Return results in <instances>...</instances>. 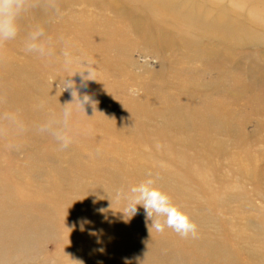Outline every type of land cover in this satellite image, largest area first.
<instances>
[{"label": "rangeland", "instance_id": "1", "mask_svg": "<svg viewBox=\"0 0 264 264\" xmlns=\"http://www.w3.org/2000/svg\"><path fill=\"white\" fill-rule=\"evenodd\" d=\"M79 13L94 22L77 30ZM17 24L0 41V264H264V238L242 239L248 223L264 237V0H25ZM148 177L195 236L155 231L139 205L125 221L115 192Z\"/></svg>", "mask_w": 264, "mask_h": 264}, {"label": "clouds", "instance_id": "2", "mask_svg": "<svg viewBox=\"0 0 264 264\" xmlns=\"http://www.w3.org/2000/svg\"><path fill=\"white\" fill-rule=\"evenodd\" d=\"M24 6L25 0H0V41L10 40L16 36L18 32L17 18L24 10ZM41 35L42 30L40 29L31 33L29 41L26 44L27 50L43 51L44 44L38 39ZM65 57L67 63L72 62L70 53L65 52ZM80 63V69L73 73H80V87H86L87 80H95L92 78L93 66L89 61H85V63L80 61ZM72 74L68 76L71 77ZM59 84L62 89L70 90L72 100H75V106L77 108L84 110L85 105L95 107L97 101L91 95L87 93L78 95L76 84L72 79L63 78ZM130 91L133 94L136 93L135 89H130ZM71 112V106H63L59 118V123L62 126H67ZM57 137L62 141L64 146H67L70 142V137L63 133V127L57 130ZM115 196L116 198L123 196L127 200V218L125 221L136 214L138 210L137 206L139 205L144 209L145 216L150 221L149 225L155 231L162 232L167 227L179 233L181 236H188L190 234L194 236L196 234V225L191 221L187 213L177 204L173 203L169 194L159 187L151 177L132 185L127 192L117 190ZM124 216L125 213H123Z\"/></svg>", "mask_w": 264, "mask_h": 264}, {"label": "bare ground", "instance_id": "3", "mask_svg": "<svg viewBox=\"0 0 264 264\" xmlns=\"http://www.w3.org/2000/svg\"><path fill=\"white\" fill-rule=\"evenodd\" d=\"M173 1V0H172ZM169 3H170V0H163V5H165V4H168V6H169ZM194 3V2H193ZM193 3H192V6H193ZM146 6H147V9H152V7L150 8L147 4H146ZM192 6H191V13L188 15V16H197V17H199L200 16V14L201 13H203V16H207L208 15V11L207 10H204V9H202V8H197L196 9V12H195V10L194 9H192ZM189 7V6H188ZM181 8H185L184 6H181ZM159 10V9H158ZM160 11V10H159ZM165 12H166V10H164ZM153 12H157V10H153ZM164 12V13H165ZM131 13H133V14H135L136 12H135V10L134 11H131ZM176 13V12H175ZM174 13V14H175ZM178 14V13H177ZM186 14V11L183 13V15H185ZM80 17V19H81V21H83V23H84V25H76V23H75V25H76V29L77 30H80V29H83V28H87V26L88 25H91L90 23L91 22H94V20L95 19H92L91 20V18L90 17H88L87 15H85V14H78V15H74V17ZM176 16V15H175ZM144 18H145V15H142V14H138V16L135 14V18L133 19V20H131V23H132V26H134L135 27V29L140 33V30H139V24H141L142 22H144ZM86 22V23H85ZM90 22V23H89ZM205 22H207L206 20H205ZM211 24L213 25V26H217V25H221V27H223V24H222V19H221V17H219L218 18V20L215 22V21H213V22H211ZM196 25V24H195ZM113 29H115L116 30V32L117 33H119L122 29H120V28H118V26H113V27H107V28H105V29H103V30H107L109 33H111L112 32V30ZM84 31V30H83ZM83 31H81V32H83ZM187 34V33H186ZM161 37H163L162 35H161ZM189 38V39H188ZM188 38L187 39H185V40H192L193 38L192 37H190V36H188ZM105 45H107V43H104ZM207 51V49H204L203 51H199V52H197V50H194L193 51V53H195V52H197V55H200V56H202V55H204V53ZM251 85L253 86L254 84L253 83H251ZM205 108V107H204ZM199 132V131H198ZM244 166V165H243ZM71 202V201H70ZM72 203V202H71ZM10 215V214H9ZM11 216V215H10ZM13 217V216H12ZM16 218V217H15ZM258 219V218H257ZM234 222H236L237 223V221H234ZM198 224H200V223H198ZM226 224H228V223H226ZM236 225V224H235ZM262 226V225H261ZM260 226V227H261ZM7 227L8 228H10V225H9V222H8V225H7ZM244 229H246V233H245V235L242 237V239L243 240H245V241H247V243H248V241H255V240H261V238H264L263 237V235H261L262 234V232L260 231L261 229L259 228V229H255V230H253L252 228H250V225H249V223L247 224V225H244ZM231 235H232V239H236V237L234 236V234H232L231 233ZM195 236V235H194ZM146 238V237H145ZM149 239V238H148ZM219 245V244H218ZM214 248H210L209 249V254H211L212 253V250H213ZM249 249L251 250V251H253L254 250V247L252 246V244L250 243V246H249ZM226 250V249H225ZM246 251L248 250L247 249V247H246V249H245ZM219 251V250H218ZM187 259H189V258H187Z\"/></svg>", "mask_w": 264, "mask_h": 264}]
</instances>
